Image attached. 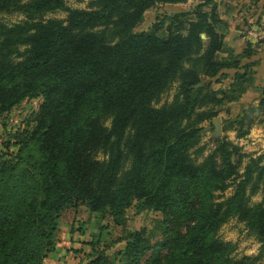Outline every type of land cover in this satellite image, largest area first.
<instances>
[{
	"label": "trees",
	"instance_id": "trees-1",
	"mask_svg": "<svg viewBox=\"0 0 264 264\" xmlns=\"http://www.w3.org/2000/svg\"><path fill=\"white\" fill-rule=\"evenodd\" d=\"M182 1L90 0L88 8H71L65 0H0V12L24 15L12 24L0 20V118L24 99L41 97L34 125L5 143L15 152L0 151V264H44L65 210L108 211L122 224L135 202L161 212L159 234L129 232L118 250L121 263L93 246L84 264L264 259V153L239 172L232 160L239 148L229 140L214 137L200 161L190 151L202 132L193 121L218 114L197 110L236 102L254 84L251 64L241 58L255 51L232 56L221 31L227 22L213 0L133 31L157 2ZM55 10L66 17L43 18ZM228 68L235 71L227 88H204ZM174 83L172 101L155 106ZM258 192L261 199L251 202ZM233 216L256 237V254L236 260L235 245L217 236Z\"/></svg>",
	"mask_w": 264,
	"mask_h": 264
},
{
	"label": "rangeland",
	"instance_id": "rangeland-1",
	"mask_svg": "<svg viewBox=\"0 0 264 264\" xmlns=\"http://www.w3.org/2000/svg\"><path fill=\"white\" fill-rule=\"evenodd\" d=\"M202 1L204 0H184L178 3L157 2L144 11L141 22L133 31L148 30L153 23L158 22L164 16L179 12H191ZM65 2L71 8H88L90 0H65ZM248 2L250 1L213 0V5L219 15L227 14V25L221 31L224 34L226 46L232 50V56L245 48L255 51V54L253 53L249 58H241V64H251L250 70L253 72L254 84L247 89L250 91L245 92V98L241 102L238 100L229 104L209 103L207 106L197 110L199 113L203 110L213 109L218 113L216 116L221 119V134L218 137L229 140L238 146L239 150L232 154V160L237 165L239 172L243 171L250 157H256L264 153V112L258 107L261 95L260 90L264 88V39L263 37H251L249 34V31L254 28L263 29L264 24L261 23L259 11H256L255 5H253L254 10H252L253 7L246 6ZM66 15L67 13L63 10L46 11L43 13V18H65ZM23 18V13L19 11L0 12V20L8 24L18 22ZM164 33L161 32L160 34ZM262 36H264V32ZM239 39L241 40L240 43L238 42ZM221 56L224 57L226 54H221ZM223 71L225 72L223 75H217L206 80L204 88L209 91L227 88L235 69L228 68ZM176 86L177 83H174L164 92L160 99L155 102V106L171 102ZM253 101L256 104L252 106ZM40 103V96L24 99L3 114L0 118L1 152H15L16 149L14 147L9 149L5 147L6 141L14 138L16 133L24 135L34 125V119ZM246 103L249 106H245ZM193 122L202 128V132L198 145L190 151L196 157V160L200 161L214 146V136L212 134L213 119L201 121L197 119V121ZM109 124L110 121H106L105 125L109 126ZM199 148H202L203 151L197 152ZM32 154L34 156L37 155L34 149ZM98 155L101 158L102 154L99 153ZM232 191L233 186H230L224 191L223 196H229ZM260 199V192L250 197L251 202H257ZM161 217V212L151 208H144L140 203L136 202L125 210L122 224H116L108 211L102 216L100 212L91 211L84 206H79L76 210H68L61 216L60 229L58 230L59 235H64L65 239L72 238V241L75 242L74 247L71 243L67 245V248L72 247L67 249L69 252H67L65 264H84L90 254L93 253V246L96 250H101L107 254L115 263H121L124 261V257L118 253V250L124 247L127 234L134 231H139L145 235L150 233L159 234V231L154 229V226L156 220L161 219ZM217 236L235 245L233 256L236 260L242 255L250 256L256 254L259 248V243L254 234L245 228L244 223L238 220L236 216L231 217L218 228ZM145 258L146 256L141 260V263H144ZM248 263L247 261L246 264Z\"/></svg>",
	"mask_w": 264,
	"mask_h": 264
},
{
	"label": "crops",
	"instance_id": "crops-1",
	"mask_svg": "<svg viewBox=\"0 0 264 264\" xmlns=\"http://www.w3.org/2000/svg\"><path fill=\"white\" fill-rule=\"evenodd\" d=\"M249 1L250 2H248V4L246 6H251V7H253L252 10H254L253 5H255V7L257 8L256 11L257 12L259 11V18H261V23L264 24V0H249ZM220 16H221V18H223L225 20L228 19L226 13H223V15H220ZM229 19H231V18H229ZM238 42L240 43L241 40L239 39ZM248 91H250V90H247V92ZM245 95H246V93L243 94V96L239 99V102H241L242 99L245 98ZM252 99H253V97H252ZM255 104H256V102L254 103V101H253V103L251 105L253 106ZM245 106H249V104L246 103ZM66 211H68V210H65L63 212V214ZM59 229H60V226H59ZM68 243H71V245L74 247L75 242L72 241V238L65 239L64 235L62 236V235H59L57 233L54 248L47 253V256L44 259V264H65V261L67 259L66 255L68 254L67 252H69V251H67V249H70L72 247V246H70V248H67ZM259 264H264V260L261 261Z\"/></svg>",
	"mask_w": 264,
	"mask_h": 264
},
{
	"label": "water",
	"instance_id": "water-1",
	"mask_svg": "<svg viewBox=\"0 0 264 264\" xmlns=\"http://www.w3.org/2000/svg\"><path fill=\"white\" fill-rule=\"evenodd\" d=\"M200 37L205 39L206 43H208V38L205 36L204 33H201ZM257 111V109H256ZM212 134L214 137H218L221 134V119L219 116L213 118V131Z\"/></svg>",
	"mask_w": 264,
	"mask_h": 264
},
{
	"label": "built area",
	"instance_id": "built-area-1",
	"mask_svg": "<svg viewBox=\"0 0 264 264\" xmlns=\"http://www.w3.org/2000/svg\"><path fill=\"white\" fill-rule=\"evenodd\" d=\"M257 30H255V29H253V30H250L249 31V34H250V36L252 37H255V38H261V37H263L262 36V32H259V31H257Z\"/></svg>",
	"mask_w": 264,
	"mask_h": 264
}]
</instances>
